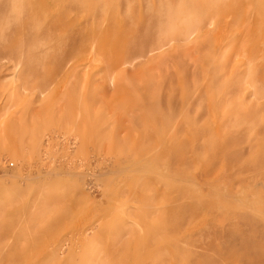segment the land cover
<instances>
[{
  "label": "rangeland",
  "instance_id": "374dc122",
  "mask_svg": "<svg viewBox=\"0 0 264 264\" xmlns=\"http://www.w3.org/2000/svg\"><path fill=\"white\" fill-rule=\"evenodd\" d=\"M30 1L0 0V264H264V0L232 47L211 0Z\"/></svg>",
  "mask_w": 264,
  "mask_h": 264
},
{
  "label": "crops",
  "instance_id": "0c3cea01",
  "mask_svg": "<svg viewBox=\"0 0 264 264\" xmlns=\"http://www.w3.org/2000/svg\"><path fill=\"white\" fill-rule=\"evenodd\" d=\"M212 2H214L213 0H211ZM231 2V4L229 3V4H227L226 2ZM234 1V2H233ZM242 1V2H241ZM253 1L254 0H236V2H235V0H216V3H214V5L215 6H218L219 7V5H223L222 3H224V5L227 7V6H229L230 5V7H227V8H225L226 9V12H228V15H229V13H230V15L229 16H231V19L232 20H230V18H229V16H228V21H227V39L229 40V39H232V40H236V36H238L239 34H241V35H243L242 33H241V29L243 28V23H241V22H243V21H241L240 20V18L242 17L243 19L242 20H248V18H252L253 16V12H255V16L257 15V13H256V8H255V6H254V4H253ZM258 0H256V2H257ZM218 2V3H217ZM219 2H221V4L219 3ZM226 3V4H225ZM250 3V6L248 5ZM213 4V3H212ZM232 4H233V6H232ZM241 6H239V5ZM245 4V5H244ZM238 5V6H237ZM244 5V7H242ZM231 6H232V8H231ZM230 8V9H229ZM240 8V9H239ZM227 9H229V10H227ZM244 9V10H243ZM243 11L244 12V14H243V12L240 14L239 13V15L237 16V14H238V11ZM255 10V11H254ZM229 11H231V12H229ZM140 12V11H139ZM233 12V13H232ZM236 13V14H235ZM150 15L151 14H145L144 16L146 17V16H149L150 17ZM235 18H234V17ZM245 20H244V22H245ZM241 21V22H240ZM237 23L239 24V25H237ZM242 26V28L239 30V33H238V29L240 28ZM235 27V28H234ZM239 27V28H238ZM231 29V30H230ZM231 32L233 33V36H229V34H231ZM241 35H239L238 36V38H237V40H236V42L241 38ZM230 37V38H229ZM232 40H230V42H232Z\"/></svg>",
  "mask_w": 264,
  "mask_h": 264
},
{
  "label": "bare ground",
  "instance_id": "6f19581e",
  "mask_svg": "<svg viewBox=\"0 0 264 264\" xmlns=\"http://www.w3.org/2000/svg\"><path fill=\"white\" fill-rule=\"evenodd\" d=\"M40 1H41V0H40ZM40 1H39V2L37 1V4H40ZM42 1H43V0H42ZM213 1H214V0H213ZM222 1H223V0H222ZM245 1H246V0H245ZM43 2H44V1H43ZM233 2H234V1H233ZM235 2H236V0H235ZM241 2H242V1H241ZM261 2H262V1H260V0H259L258 2H256V0H254V1H253V4H254V6H255L257 9H259V6L262 5ZM30 3H31L30 6H32V5L34 6L35 3H36V0L34 1V4H33V2H31V1H30ZM211 3H213V5H214V3H216V0H215L214 2H211ZM217 3H218V2H217ZM219 3L221 4V2H219ZM226 3H227V4H229V3L231 4V2H229V1L226 2ZM226 3H225V4H226ZM238 5H239V4H238ZM238 5H237V6H238ZM244 5H245V4H244ZM244 5H243L242 7H244ZM248 5H250V4H248ZM37 6H38V5H37ZM232 6H233V4H232ZM232 6H231V8H232ZM239 6H240V5H239ZM224 7L227 8V7H230V5L227 6V7H226V6H224ZM240 7H241V6H240ZM29 8H31V7H29ZM229 9H230V8H229ZM229 9H227V10H229ZM239 9H240V8H239ZM33 10H34V9H32L31 12H32ZM243 10H244V9H243ZM29 11H30V10H29ZM241 11H242V10H241ZM241 11H240V10L238 11L237 16L239 15V13L241 14V13L243 12V11H242V12H241ZM229 12H231V11H229ZM226 13H227V15H228V12H226ZM232 13H233V12H232ZM235 14H236V13H235ZM243 14H244V12H243ZM229 15H230V13H229ZM229 15H228V16H229ZM241 15H242V14H241ZM150 16H151V15H150ZM242 16H243V15H242ZM233 17H234V16H233ZM229 18H230V20H232V19H231V16H229ZM234 18H235V17H234ZM32 19H33V18H32ZM242 19H243V18L241 17L240 20L244 22L245 19H244V20H242ZM241 21H240V22H241ZM243 22H241V23H243ZM246 23H247V22H246V20H245V22H244L243 24H246ZM261 23H262V22H261ZM239 24H240V23H239ZM239 24L237 23V25H239ZM227 27H228V26H227ZM244 27H245V26H244ZM234 28H235V27H234ZM238 28H239V27H238ZM249 28H251V27L249 26ZM249 28H248V26H246L245 28H243V35H242V37H244V39H247V40H250V37L253 35V33L250 34L251 32H250V29H249ZM252 28H253V27H252ZM252 28H251V29H252ZM227 30H228V29H227ZM230 30H231V29H230ZM252 31H253V30H252ZM253 32H254V31H253ZM255 32H256V31H255ZM238 33H239V30H238ZM239 35H240V34H239ZM239 35H238V36H239ZM229 36H230V37L233 36V33L231 32V34H229ZM238 36H236V40H237ZM230 37H229V38H230ZM230 40H232V39H229L228 41H230ZM236 40H232V42H231V43H232L231 47L235 45ZM254 48H255V49H258V48H259V50H260V56H263V57H264V46L262 47V44H261V45H260V44H256V45H254ZM1 59H2V58H1ZM123 64H124V63H123Z\"/></svg>",
  "mask_w": 264,
  "mask_h": 264
}]
</instances>
